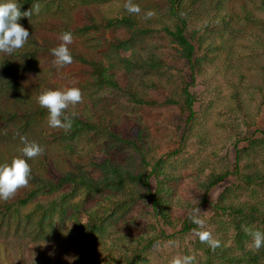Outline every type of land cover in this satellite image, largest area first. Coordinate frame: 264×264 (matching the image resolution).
Returning <instances> with one entry per match:
<instances>
[{
  "label": "trees",
  "instance_id": "obj_1",
  "mask_svg": "<svg viewBox=\"0 0 264 264\" xmlns=\"http://www.w3.org/2000/svg\"><path fill=\"white\" fill-rule=\"evenodd\" d=\"M72 1H80V4L85 5L90 0H19V3L21 12L29 11L33 5L39 4V14L46 13L43 14L45 18L49 14L50 17L55 16V11H59L58 15L66 14L61 4ZM162 2L169 19L157 16L160 15L158 12H151V16L146 12H129L117 23L109 19L107 24L90 23L80 27L82 33H99L101 27L116 26L118 23L123 25L121 38H113L109 44L108 65L94 55L90 48L86 52L73 48L70 51L73 58L81 61L85 67L82 69L83 74L90 76V82L108 86L111 91L119 90L118 94L127 97L134 106L165 105L179 111L184 115L179 134L151 137L146 124L145 129L133 134L129 131L128 120L122 119V115L118 116L113 106L98 107L87 102L84 105H69L66 113H77L70 130L51 128L48 125V110L39 105L38 97L47 89L57 88L42 78L34 76L35 79H29L31 76L28 75L18 78L14 72L2 71L0 67V143L3 142L2 154L6 155V159L11 162L13 157L23 154L24 144L21 139H7L3 136L4 131L7 132L17 120L22 119L23 130L31 127L49 129L52 141L60 145L65 153L61 157L64 160L77 153L75 151L78 148H86L85 157L99 171L94 178L86 170L64 169L40 145L43 152L27 161L31 167V178L21 188L22 193L17 192L0 203V264H158L152 256L165 245L176 246L184 256L193 251L194 259L199 264H264V247L256 249L252 236L245 231L246 228L264 231V129H256L259 138L247 139L249 147L239 148L237 142L243 143L246 139H237L234 144L235 162L230 169L212 172L204 180L186 186L187 192L183 187L179 191L182 179L175 177L166 168L167 160L178 154L177 149L169 150L172 142L178 140L185 144L197 132L194 129L197 98L191 92V86L195 74H199L198 66L202 65L205 58L199 54L194 36L189 34L188 26L192 22L193 12L212 9L214 14L208 21L216 25L223 22L229 24L232 20L249 22L254 21V14L248 6L259 3L260 7H257L264 10V0ZM50 17L38 23L45 21L51 26ZM22 18L25 16L20 18L19 23ZM61 20L59 16L55 27L63 29ZM143 20L157 25V31L163 33L166 40L175 46L177 57L184 59L191 70V82H185L184 77L179 76L181 81L172 83L163 102L141 93L138 86L132 84L130 75L137 70L149 74L151 70L161 69L164 60L153 53L143 57L134 49L129 56L122 54V51L134 47L139 36L153 32V28L145 26ZM24 27L30 33L27 43L23 48L7 54L14 66L22 62V69L35 63L38 55L51 54V49L60 44L59 40L49 36V32L41 31L36 35L29 26ZM227 43L217 48L227 55L236 53L237 58L248 55L234 51ZM121 66L130 72L128 77L118 73ZM253 69L261 79V82L253 83L262 92L264 62L253 66ZM234 71L238 78H227L230 83L227 82L228 101L231 104L228 102L224 113L228 118L246 113L251 103H248L247 98L249 87L244 85L246 82L240 68L234 67ZM145 81V78L141 79V82ZM259 108L264 113V92ZM137 125L140 127V123ZM82 134L89 136L87 142L79 144L78 139ZM90 135L110 140L122 151L128 149L135 159L116 157L113 154L103 158L94 157L100 151L101 143ZM242 155L253 158L241 163ZM231 174L235 176L237 187L245 191L244 194L233 200L222 198L213 206L214 213L210 218L200 216L206 221L205 230H209L212 237L220 242L219 247L213 249L196 235L202 229L192 222L190 214L206 203L212 187ZM153 180L156 182L154 189ZM51 194L54 195L51 200L39 201L41 196ZM148 214L155 221L149 229L145 224L141 225L142 219ZM102 253L104 258L101 257Z\"/></svg>",
  "mask_w": 264,
  "mask_h": 264
},
{
  "label": "rangeland",
  "instance_id": "obj_2",
  "mask_svg": "<svg viewBox=\"0 0 264 264\" xmlns=\"http://www.w3.org/2000/svg\"><path fill=\"white\" fill-rule=\"evenodd\" d=\"M129 3L140 8L139 14L145 12L156 14L158 12L160 15L157 16L169 19L165 14L167 10L162 0H90L85 5L80 4V1L63 2L61 8L67 12L66 14L58 15L59 11H55L57 16L50 17V14L45 15V18L50 17L51 26L45 21L38 23L43 20V14L46 13L33 14L31 17L25 16V18H22L21 24L29 26L35 34L41 31L49 32V36L54 40H59L60 43L61 34L65 31H70L73 35V42L68 45L69 49L73 48L86 52L90 48L94 55L100 58L105 65H108L109 44L113 38L114 40L115 38H121L123 25L118 23L116 26L101 27L99 33L93 31L91 33H89L90 31H84L82 33L80 27L90 23L107 24L110 21L109 19L115 20L117 23V20H121L122 16L129 13L126 9V5ZM148 4H152L154 7H149ZM147 5L148 9L146 8ZM257 6L260 7L259 3L255 6H248L254 14V18H252L254 21L250 19L251 21L249 22L232 20V23L229 24L223 22L216 25L215 22L208 21V18L214 14L212 9L206 11L205 9L196 10L192 14L193 19L188 26L189 34L194 36L199 54L204 56L205 61L198 66L199 74H195L194 83L191 86V92L197 98L195 104V111L197 112L196 124L194 128L197 132L185 144L179 143L178 140L173 141L169 149H177L178 151V154L167 160L166 168L175 177L182 179L179 191L183 187L187 192L188 188L186 186H192L196 182L204 180L212 172H224L230 169L235 162L236 149L234 144L237 139L240 137L246 139L243 143L237 142L239 148L249 147L247 139L255 140L259 138L260 134L256 129H264V113L259 108L264 91H258V87L253 83V81L261 82L260 76L253 69V66H259L264 62V10L259 9ZM52 14L54 13L52 12ZM59 16L63 19L60 21L63 24V29L59 28V26L55 27ZM143 22L145 26L152 27L153 32L147 36H139L138 42L133 45L132 49L121 51L124 56H129L132 53L131 50L134 49V52L143 57H148L150 53H153L157 58L164 60L165 63H163V68L161 69L151 70L149 74L142 70H137L130 75L132 84L138 86L141 93L149 98H156L159 102H163L172 83L181 81L182 78L179 76H183L185 82H191V70L184 59L180 60L177 57L175 46L166 40L163 33L157 31V25L149 24L147 20H143ZM223 43H227V46L230 44L229 47L238 53H246L248 55L243 58H241L242 56L237 58L235 56L236 53L227 55L217 48ZM47 54L49 55H38L35 63L26 69H22V62H20V65L14 66L7 53L0 52V67L2 71L5 69L8 72H14L16 76H19L18 78L25 75L31 76L29 79H32V77L34 79L35 77L42 78L57 89L63 90L73 86L80 88L82 92L80 105H84L87 102L90 105L94 103L98 107L113 106L118 116L122 115V119L128 120L129 131L133 134L138 130L145 129V124L151 137L159 135L173 136L180 133L179 128L182 129L184 115H181L179 111H175L165 105L153 107L134 106L127 97L118 94L119 90L114 89V91H111L108 86H99L97 82H90L88 80L90 76L83 74L82 69L85 67L81 65V61L73 58L71 64L57 67L54 64L55 57L52 53L48 52ZM252 54L258 55L253 56ZM240 64L241 66H239ZM234 67L240 68L241 75L245 79L244 82H246L244 85L249 87L247 98L248 103H251L248 105L246 113L242 112L228 118L224 113L229 102V85L227 84L229 80L227 78L232 80L238 78V75H235ZM118 73L126 74V77L130 74L122 66L119 67ZM142 78L147 81L145 83L141 82ZM19 81L23 82L22 79H19ZM127 81H129V78ZM34 104L37 105L36 102ZM229 104H231V101ZM137 123H140V127H138ZM23 124L24 120H17L14 125L9 126L10 128L8 127L9 130L7 132L4 131V138L20 140L21 136H24L29 142L35 141L43 148H46L52 160L58 161V166L67 170H86L94 178L98 176L99 171L91 166L89 160L85 157L84 151L86 148L84 150L78 148L75 151L77 153L72 154L71 158L64 160L61 157L65 153L60 145L52 141L53 138L50 136L49 129L42 130L31 127L23 130ZM87 136L89 135L82 134L78 139L79 144L87 142ZM90 136L101 143L99 144L100 151L96 152L93 155L94 157L99 158L100 156L103 158L107 157L108 154H113L116 157L135 159V156L128 149L122 151L119 146L113 145L110 140H104L100 136ZM0 145V164L10 163L6 159V155L2 154V147L4 146L2 141ZM249 153L250 151L247 154ZM246 155H242L241 163L253 158ZM170 184L174 185L172 182ZM155 187L156 182L153 180L152 189ZM17 192L22 193L21 188ZM243 192L245 191L237 187L235 176L231 174L212 187L208 193L206 203L197 208L200 211L197 215L210 218L214 213L213 206L218 200L222 198L233 200L241 197L244 194ZM53 196V194L41 196L39 201L46 202L51 200ZM4 201L6 200H0V203ZM152 222L155 221L148 214L142 219L141 225L144 226L145 224V226H148L147 229H149ZM107 244L108 246L110 245L109 242ZM153 255L154 262L158 264H171L174 257L184 256L176 246L172 245H165L163 248H159ZM190 255L195 257L193 251L190 252ZM101 257L104 258L103 253ZM107 259L109 258L107 257ZM53 261L54 263L56 262V260ZM193 264H199L198 260L194 259Z\"/></svg>",
  "mask_w": 264,
  "mask_h": 264
},
{
  "label": "clouds",
  "instance_id": "obj_3",
  "mask_svg": "<svg viewBox=\"0 0 264 264\" xmlns=\"http://www.w3.org/2000/svg\"><path fill=\"white\" fill-rule=\"evenodd\" d=\"M19 0H0V52L11 54L19 50L27 43L30 33L18 21L22 16H31L40 12L39 4H35L29 11L21 12ZM130 13H139L140 8L131 3L126 5ZM151 16L152 13H147ZM61 43L51 49L55 57L54 64L57 67L71 64L73 62L72 53L68 47L73 42V35L70 31L61 34ZM82 101V92L78 87L61 89H47L38 97V103L42 108L48 110V125L51 128H62L65 131L71 129L73 120L77 113H66L69 105H76ZM24 144L22 155L13 157L10 163L0 164V200H8L15 195L18 189L26 186L31 178V167L27 162L33 157L43 152L42 147L35 141L29 142L24 136H21ZM196 212L190 214V219L198 226L200 231L196 232L201 242H207L211 248L219 247L220 242L212 237L209 230H205L206 221L200 218ZM252 238L256 249L264 247V231L245 229ZM194 257L185 255L183 257H174L171 264H193Z\"/></svg>",
  "mask_w": 264,
  "mask_h": 264
}]
</instances>
